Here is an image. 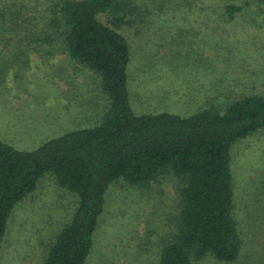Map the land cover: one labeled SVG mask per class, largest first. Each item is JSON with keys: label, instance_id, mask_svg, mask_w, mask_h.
<instances>
[{"label": "trees", "instance_id": "trees-1", "mask_svg": "<svg viewBox=\"0 0 264 264\" xmlns=\"http://www.w3.org/2000/svg\"><path fill=\"white\" fill-rule=\"evenodd\" d=\"M149 1L146 8L155 17L150 20L166 23L171 9L157 7L160 0ZM257 1L264 7V0ZM196 2L201 11L217 10L213 0ZM224 5L228 20L251 7L248 2ZM138 13L137 7L129 9L119 0H0V69L70 72L78 65L82 72H94L110 100L99 125L66 133L34 151H18L0 141V251L13 209L35 192L45 175H54L78 201L43 264L85 263L111 184L123 180L144 188L162 175H173L178 180V213L171 219L173 231L161 240L160 264H196L207 257L226 264L239 260L245 226L234 201L232 151L264 130V93H234L226 103L188 118L136 115L127 72L160 65L167 48L159 39L153 60L142 63V51L152 41L145 38L141 52L137 49L128 29ZM108 14L116 15L111 26L99 18ZM206 52L203 58H212Z\"/></svg>", "mask_w": 264, "mask_h": 264}, {"label": "rangeland", "instance_id": "rangeland-1", "mask_svg": "<svg viewBox=\"0 0 264 264\" xmlns=\"http://www.w3.org/2000/svg\"><path fill=\"white\" fill-rule=\"evenodd\" d=\"M179 1L172 5L160 0L157 7L172 13L166 23H157L150 20L155 17L154 10L146 8L149 0H119L139 10L128 29L137 49L141 52L145 38L152 41L142 51L144 65L157 54L159 39L167 46L160 65L127 72L134 113L188 118L226 103L234 93L263 94L264 7L257 0H213L217 10L201 11L196 0ZM228 2H248L251 7L228 20L222 10ZM115 17L99 18L111 26ZM153 31L156 36H149ZM205 49L212 58H203ZM79 69L77 65L70 72H7L1 67L0 141L30 152L66 133L99 125L110 100L94 72ZM232 153L234 201L245 226V249L232 264H264V130L239 142ZM177 183L173 175H162L144 188L123 180L111 184L84 264H160L161 240L173 231L171 219L178 213ZM37 185L13 209L0 264H43L58 231L74 215L78 198L61 188L54 175H45ZM196 264L226 263L207 257Z\"/></svg>", "mask_w": 264, "mask_h": 264}]
</instances>
